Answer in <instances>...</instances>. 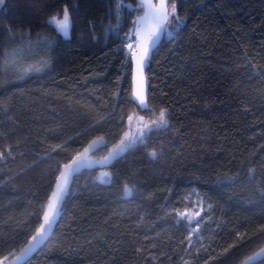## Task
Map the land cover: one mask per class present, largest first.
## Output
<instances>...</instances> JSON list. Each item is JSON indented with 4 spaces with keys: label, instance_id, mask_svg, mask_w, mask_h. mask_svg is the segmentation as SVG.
Wrapping results in <instances>:
<instances>
[{
    "label": "trees",
    "instance_id": "obj_1",
    "mask_svg": "<svg viewBox=\"0 0 264 264\" xmlns=\"http://www.w3.org/2000/svg\"><path fill=\"white\" fill-rule=\"evenodd\" d=\"M172 3L180 25L152 53L145 112L132 102L124 50L139 12L121 7L117 29L111 0L0 5L9 53L21 36L51 41L33 73L17 74L10 57L0 67V152L11 153L0 160V260L38 228L58 169L93 140L104 143L101 156L125 141L131 111L150 124L166 110L167 126L146 128L111 166L74 178L27 264H242L264 248V0ZM65 7L68 36L47 23ZM194 203L201 223L189 244L179 213Z\"/></svg>",
    "mask_w": 264,
    "mask_h": 264
},
{
    "label": "snow or ice",
    "instance_id": "obj_2",
    "mask_svg": "<svg viewBox=\"0 0 264 264\" xmlns=\"http://www.w3.org/2000/svg\"><path fill=\"white\" fill-rule=\"evenodd\" d=\"M5 0H0V5H2ZM135 2V0H134ZM169 0H159V4L147 5L148 10L145 12L143 17H137V20L133 21V31L131 34L125 33V47L129 50L132 57L135 59L136 70H137V91L135 94V99L138 101V105L142 110L147 109L146 100L143 94L142 78H143V69L145 63L149 60L150 52L154 49L155 46H158V42L161 40L163 33L168 31L170 25L179 24V17L176 15V4L172 3L171 8L168 7ZM114 8L110 7L109 9V18L111 19L113 14H115L116 19V28L119 29L122 27L120 22V10L121 7H127L130 11H133L132 5L127 4L125 0H111ZM139 8H144L143 4L138 6ZM175 17L174 20H170L169 17ZM49 27L53 29L56 33L67 36L71 28V17L67 7L64 8L62 19H58L57 16H52L47 22ZM171 35V33H168ZM135 37V40H133ZM22 44H27L31 46L32 41L30 38L25 39L23 36L20 37ZM37 43H45L51 45V41L47 38H42L38 40ZM0 55L4 57V64L0 67L7 68L9 67L8 57L10 55L7 48L0 42ZM132 118L129 117V120ZM167 126V113L166 110H161L159 112V117L157 120H153L152 125L147 126V130L150 132L153 127L160 128ZM127 136V133L125 134ZM143 133H140L138 136L131 137L127 143L124 140L120 141V144L117 146V149L110 154L112 159L119 157L124 151L132 147L138 141L142 142ZM95 143V142H93ZM59 147V146H58ZM92 147L89 145L84 151L85 153ZM56 149H53L55 151ZM6 155H11L10 152L3 153L0 152V160L6 158ZM151 156L155 158L156 153L152 152ZM81 161V155L78 154L68 163L63 165V170H59V175L56 178L54 183V191L51 193L50 200L47 204V210L43 211L42 220L43 223H40L39 228L37 229L35 235H32L28 240V244L21 250V254L15 257V261L21 262V264H27V261L30 259L32 252L43 242L46 238L48 232L52 229L57 221V217L60 214L59 207L62 205L63 199L68 195L70 176L78 173L80 168L85 166ZM80 162V163H78ZM75 166V167H74ZM107 175V174H106ZM254 178V177H253ZM125 195L130 194L131 189L125 185L124 188ZM211 205H209V208ZM197 215H199L197 213ZM201 220H197L193 225L189 223V236L187 237L189 244L192 243V236L199 230ZM264 231V229H261ZM199 238V237H197ZM227 251V249L225 250ZM11 255V253H10ZM257 257H264V249H261L260 252H257L255 256H250L245 264H249L250 261H255ZM9 257L5 256L3 260H0V264H4V261L8 260Z\"/></svg>",
    "mask_w": 264,
    "mask_h": 264
},
{
    "label": "water",
    "instance_id": "obj_3",
    "mask_svg": "<svg viewBox=\"0 0 264 264\" xmlns=\"http://www.w3.org/2000/svg\"><path fill=\"white\" fill-rule=\"evenodd\" d=\"M169 2H170V0H169ZM169 2H168V7H169ZM149 3H151V4H159V0H137L136 1V4H131L132 5V9H134L133 11H130L127 7H122V8L125 9L128 13L139 12V15H137V17H143L144 14H145V12L148 10L147 5ZM127 4H130V3H127ZM140 4H143L144 5V8H142V9L139 8L138 6ZM137 17H136L135 20H137ZM164 38H165V33H163L161 40L158 42V46L160 45V43L163 41ZM134 40H135V37H134ZM158 46H155L154 49L150 52L149 60L145 63V66H144V69H143V78H142V85H141V87L143 89V94H144V97H145V100H146V104H147V109L146 110H142L139 107V105H138V101H136V99H135V94H136L137 87H138V84H137V70H136L135 59L132 57V55H130V64H131V78H130V83H131V99H132V102L135 104V106L138 108V110L140 112H145V111H148L149 110V105H148V91H149V87H148V82H147V79H146V69L149 66V61H150V59L152 57V53L158 48ZM138 119H139L138 123H141V124L144 123V118L142 116H139ZM126 133H127V136L125 135ZM126 133L123 135V138L125 140H128V138L130 136V131L127 130ZM140 133H142L141 130H139L137 132V136ZM93 142H95V143H93ZM89 145H92V147L85 153L84 150L86 148H88ZM103 146H104V143L101 140L96 139V140L91 141L81 151V153H79L81 155V161L80 162H83L85 165H91V166L82 167V168H80V170H79L78 173H75L74 175L70 176V178H69L70 184H69L68 195L63 199L62 205L61 206H58L59 207L60 214L57 217V221H56L55 225L52 227V229L48 232V234H47L46 238L43 240V242L32 252L30 259L44 246V244L51 237V235H52V233H53V231H54V229H55V227H56V225H57V223L59 221V218L61 216L63 205H64L67 197L69 196V191H70V188H71V185H72V182H73L74 178L78 177L84 171L104 170V169L108 168L109 166H111L115 162V160H117L118 158L124 156L127 153V151H128V149H127L119 157H117L115 159H112L110 157V154L113 153L117 149V146H115V147L109 148L108 152L105 155H103V156H100V157L94 156V154L99 149L103 148ZM80 162H78V163H80ZM60 170H63V166L60 168ZM52 191H54V185H53ZM52 191H51V193H52ZM51 193H50V195L48 197V200H47V203L45 205L44 211L47 210V204H48V202L50 200ZM124 194H125V192H124ZM40 223H43L42 217H41ZM39 226H40V224H39ZM39 226H38V228H39ZM37 229L35 230V232L33 233V235H35ZM27 244H28V241H27V243H26V245L24 247H26ZM21 250L17 254H15L13 256L12 255H9L8 256L9 259L6 260V261H4V264H21V262L15 261V257L16 256H19L21 254ZM260 251H258V252H260ZM255 255H256V253L254 255H252V256H255ZM262 259H264V257H257V259L255 261H250L249 264H256L257 262H259ZM247 260H248V258L245 261H247ZM245 261L242 264H245Z\"/></svg>",
    "mask_w": 264,
    "mask_h": 264
},
{
    "label": "rangeland",
    "instance_id": "obj_4",
    "mask_svg": "<svg viewBox=\"0 0 264 264\" xmlns=\"http://www.w3.org/2000/svg\"><path fill=\"white\" fill-rule=\"evenodd\" d=\"M169 8H171V7H169ZM60 19H62V18H60ZM179 25H180V22H179L178 26ZM178 26L170 25L168 27V31L165 32V34L170 36L168 33H171V35H172L174 32H176L178 30ZM44 44L43 43H38V44L34 43V44H31V46L24 44L22 46H17L15 48H13V50L10 52L9 57L11 60L10 63L12 65H14L13 66L14 71L19 75H21V74L27 75V74L33 73L35 66H36V68L38 67L37 63H41L43 61L44 53L46 51V48H42L44 46ZM45 45L47 47V44H45ZM124 46H125V44H124ZM124 50H125V48H124ZM126 50L128 51L127 48H126ZM34 63H36V65H34ZM128 116L132 117L131 129L135 124H137V128L140 129L142 133H145L147 126L152 125V122L150 124H149V122H146L147 118H145V117H143L145 120V122L143 124L138 123V121H139L138 117L139 116L133 111H131ZM94 156L100 157L101 155L98 152ZM197 213L199 215H197ZM201 213L202 212H201L200 204L194 203V205L191 208L186 209L183 212H180L179 217L181 219H183L189 227L190 222L194 225L197 220H200Z\"/></svg>",
    "mask_w": 264,
    "mask_h": 264
},
{
    "label": "flooded vegetation",
    "instance_id": "obj_5",
    "mask_svg": "<svg viewBox=\"0 0 264 264\" xmlns=\"http://www.w3.org/2000/svg\"><path fill=\"white\" fill-rule=\"evenodd\" d=\"M144 122H145V120H144ZM131 123H132V119H131V120H128V122H127L128 129H127V130L130 131V136H129L128 140H129L131 137H133V136H137V132L140 130V129L137 128V124H135V125L132 127V129H131ZM142 124H143V123H142ZM128 140H125V141L128 142Z\"/></svg>",
    "mask_w": 264,
    "mask_h": 264
},
{
    "label": "built area",
    "instance_id": "obj_6",
    "mask_svg": "<svg viewBox=\"0 0 264 264\" xmlns=\"http://www.w3.org/2000/svg\"><path fill=\"white\" fill-rule=\"evenodd\" d=\"M124 48H125V52L128 54V55H131V53L129 52V50L127 51L126 50V47L124 46Z\"/></svg>",
    "mask_w": 264,
    "mask_h": 264
}]
</instances>
